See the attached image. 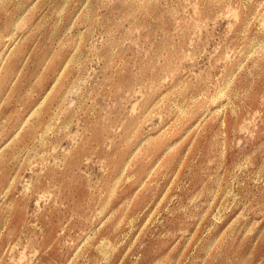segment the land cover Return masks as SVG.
<instances>
[{
    "label": "rangeland",
    "instance_id": "rangeland-1",
    "mask_svg": "<svg viewBox=\"0 0 264 264\" xmlns=\"http://www.w3.org/2000/svg\"><path fill=\"white\" fill-rule=\"evenodd\" d=\"M0 264H264V0H0Z\"/></svg>",
    "mask_w": 264,
    "mask_h": 264
}]
</instances>
